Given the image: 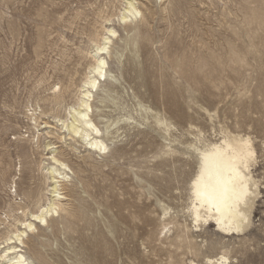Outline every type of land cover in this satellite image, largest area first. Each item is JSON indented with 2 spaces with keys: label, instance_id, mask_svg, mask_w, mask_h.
<instances>
[{
  "label": "rangeland",
  "instance_id": "374dc122",
  "mask_svg": "<svg viewBox=\"0 0 264 264\" xmlns=\"http://www.w3.org/2000/svg\"><path fill=\"white\" fill-rule=\"evenodd\" d=\"M121 2L0 0V245L19 226L16 194L45 171L50 142L73 173L64 210L23 237L32 264L35 250L51 264H208L220 255L225 264H264V0H137L144 19L132 24L119 22ZM100 11L111 14L103 27L117 32L108 65L118 82L101 109L118 132L107 153L93 155L57 143L54 119L67 117L92 62L90 54L80 60L77 84L63 92L65 67L79 49L92 51L84 29L105 33ZM186 59L189 71L180 75L172 65ZM51 92L66 99L52 102ZM226 137L247 138L254 151L249 223L234 234L196 225L188 212L197 149ZM65 221L74 229L61 230Z\"/></svg>",
  "mask_w": 264,
  "mask_h": 264
},
{
  "label": "bare ground",
  "instance_id": "6f19581e",
  "mask_svg": "<svg viewBox=\"0 0 264 264\" xmlns=\"http://www.w3.org/2000/svg\"><path fill=\"white\" fill-rule=\"evenodd\" d=\"M122 1H124L121 2L122 10L119 16H117L120 23L132 24L144 19L140 7L135 3L137 0ZM96 17L101 23H97L98 21H95L96 18L94 17V26L95 24H99L101 28H104L103 26L105 25L110 26L111 14H107V11L106 13L100 11ZM103 22L106 23L104 24ZM91 28L88 30L84 29L86 32L83 31V33L88 38L87 43H91L92 51L89 53L87 49H79L78 52L82 56L78 57V59L76 58L65 67L66 74L64 76L68 78V82L63 92L70 91V88L77 84L75 81H71L72 77L80 72L77 69L79 68L77 66H79L80 60L86 59L89 54L92 58V62L90 61L91 63L88 66V72L86 74L84 73V77L82 76L83 78L79 80L80 86L78 87L76 101L73 104L65 106L67 111L64 112H67V117L63 118L59 116V118L55 117L54 119L60 123V135L56 134L54 138L57 143L71 141L75 146L80 144L84 148V151L88 153L102 155L109 148V143L117 138L113 134H117L118 132V129H114V133L112 132V129L118 122L114 123L110 121L101 109L104 107L102 104L109 97L110 92L118 82V77L110 71L108 65V58H111L112 54L111 44L117 32L114 28L108 27L103 29L105 32L103 35H99L97 32L98 29ZM135 30L136 35L141 33L139 28ZM136 42L138 43L139 39L137 40L135 38V46ZM232 53L231 61L238 62L239 59H237L234 52ZM114 57L118 63L122 62V53H117ZM199 62L200 65L198 67L202 69L206 63L201 62V60ZM124 67L123 65L122 69H119V77L123 75L122 73H125L123 72ZM172 67L178 74L186 75L190 68V60L175 61ZM143 71L144 67L142 66V70L136 74L142 79V82ZM103 83L107 85V87L105 86L106 90L102 89ZM141 85L143 86V83ZM63 92H54L55 94L51 92L52 95L49 96L52 102L54 100L59 104L65 100L66 98L64 99L65 95L63 96ZM44 124L45 128H48L47 123ZM61 130L63 131L60 132ZM232 139L229 140L226 137L219 143H209L203 150L197 149L199 170L190 185V207L188 208V212L194 224H212L222 234L239 233L248 227L250 210L253 204L252 200H254L251 198L253 195L251 186H254V182L249 173V162L254 156V151L247 138L243 139L239 137ZM54 145V143L48 142L43 146V150L47 154L49 153L45 159L48 165H45L46 167L43 166L45 171L35 179L33 186L28 184L21 192L19 191L18 193L17 190L15 191L17 192L16 196L21 197L23 200V203L18 208L21 210L22 216L18 215L13 218V223L19 224V226H13V223L10 221L14 230L7 231L6 235L1 238V264H32L31 258L22 252L25 244L23 237L27 231H32L38 226L40 227V224L47 223V218L57 215L60 211L64 210L63 204L61 203L65 200L63 190L65 189L67 180L71 177H69V172L73 173V171L70 168V162L66 159L67 157L64 151H57L59 147ZM88 160L89 157L83 158L82 163L85 164L89 162ZM85 187L86 185L84 184L83 186L82 184V189H85ZM79 211L81 212V209ZM25 216L29 218H24ZM73 226L74 221H65L62 224L61 230H71ZM38 246L41 247L42 243L38 244ZM33 259L38 264H51L50 260L44 256V252L42 254L38 250L33 252ZM226 261L227 258L223 255L206 260L208 264H225Z\"/></svg>",
  "mask_w": 264,
  "mask_h": 264
}]
</instances>
